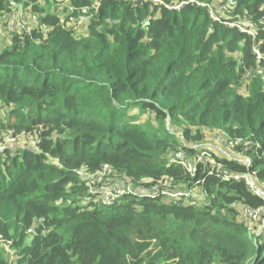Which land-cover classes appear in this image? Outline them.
<instances>
[{
  "label": "trees",
  "instance_id": "1",
  "mask_svg": "<svg viewBox=\"0 0 264 264\" xmlns=\"http://www.w3.org/2000/svg\"><path fill=\"white\" fill-rule=\"evenodd\" d=\"M36 1L0 0V25L12 2L48 25L0 48V129H42L38 150L0 149V264H264V234L237 218L263 198L210 165L192 175L169 161L205 149L204 129L217 130L242 139L246 156L205 149L222 171L255 172L264 185V31L253 39L196 3L213 0H63V19ZM216 3H227L216 9L224 20H264V0ZM106 164L104 183L133 191L111 205L78 173ZM194 189L201 203L189 200Z\"/></svg>",
  "mask_w": 264,
  "mask_h": 264
},
{
  "label": "built area",
  "instance_id": "2",
  "mask_svg": "<svg viewBox=\"0 0 264 264\" xmlns=\"http://www.w3.org/2000/svg\"><path fill=\"white\" fill-rule=\"evenodd\" d=\"M122 1H132V2L152 1L154 3H158V2L161 3V0H122ZM189 1L195 2L194 0H189ZM184 3L185 1H181L178 5L165 4V6L169 9H172V8L176 9L179 6L183 5ZM196 3L200 5H206L204 3H198V2ZM11 5L14 6V9L9 14V17L7 20V26L9 27L11 31H14L15 33H27V34H31L33 31H37V32L42 33L43 35L47 33L48 25L45 22H42L40 17H39V20H37V17L36 18L32 17L31 22H30L31 24H30L25 21L27 11H24L20 5H17L14 2H12ZM93 5L98 6L97 2H94ZM206 6L209 7L208 5ZM89 16L90 15L88 14V8L86 7L81 8L79 10L78 15L75 18V27H79L80 25H82L83 22H85L89 18ZM211 16L214 20L220 21L224 23L225 25L235 27L239 31L246 33L247 35H250L253 39L256 38L257 34L259 33V29L264 31V20L253 22L250 20H242L238 18L236 21H231V20H224L222 14H219V15L216 14V16L211 14ZM45 28L47 29L46 32H42L44 31ZM253 51L256 54V57L260 59L261 58L260 51L257 48H254ZM41 131L42 129H39L36 131L21 130L18 132H13V130L11 129H0V149L3 146H6L8 144H13L14 142L21 140V141H25L27 145L32 147L33 149L38 150V144L40 142ZM218 137L219 139H223V138L225 139L226 149L233 154L235 152L237 153L236 146L241 144L243 141L242 139H239V138L230 139L229 137H227L224 133L220 131H219ZM169 161L180 164L187 172L191 173L192 175L194 174V171H195L194 166L196 163L210 165L211 169L209 173L215 172L217 176H219L222 179H226V180L230 178H234L236 180H243L245 185L249 188V190L260 195L264 201V196H263L264 187H263V191H260V187L257 188L256 183H255L256 180L254 178L255 172L240 173V174L233 173V172L224 173L222 171L223 166L216 161V159L211 155V153L208 150L201 149L194 156L192 155L185 156L181 154L180 152L176 151V152H173L169 156ZM111 172L112 170L107 164L104 165L102 169L97 172H90V173L84 172L85 174H82V171H78L79 174L87 176L88 179H86V181H87V185L89 186L90 192L96 193L102 190V193H101L102 195H110L109 201H106V200L104 201V199H102L106 205H111L113 202L116 201V199H118L119 196L125 193L133 194V191L131 190L129 185L123 186L122 188H111L106 185L108 188L107 187L101 188L100 185H103L104 183L102 182H99V184L94 183V180H93L94 178L96 177L101 178L105 176V179H106L107 176L111 174ZM174 195H177V194H174ZM261 210H263L262 207L250 208L246 206L244 207L242 211V215L249 218L250 220L257 219L261 213ZM5 248L7 251H10V248H8V245H5Z\"/></svg>",
  "mask_w": 264,
  "mask_h": 264
},
{
  "label": "rangeland",
  "instance_id": "3",
  "mask_svg": "<svg viewBox=\"0 0 264 264\" xmlns=\"http://www.w3.org/2000/svg\"><path fill=\"white\" fill-rule=\"evenodd\" d=\"M217 0H213V1H210V3L208 2V5L209 7V13L216 16V9L219 11V13H224L226 11V8H227V3H221V4H217L216 3ZM12 4V3H11ZM35 4H37V6L39 8L43 7L44 9V12H50L52 14H55L57 16L60 17V19H63L65 18L64 16H66V14L69 12L68 8H67V4L65 1L63 0H48L47 3H45V0H37L35 2ZM21 6V5H20ZM31 6L32 4H30L29 7H23V10L24 11H27L26 12V18H25V21L30 23L31 22V19L32 17H37V20H39V17L41 18L40 16V12H38V10L36 11H32L31 10ZM42 19V18H41ZM242 20H245L243 18H240ZM71 22V21H70ZM31 24V23H30ZM79 28V27H77ZM46 28L44 29V31L42 32H46ZM15 32L14 31H11L9 29L8 26H3V25H0V48L7 45L8 42L10 41L11 39V36H13ZM250 73V72H249ZM249 73H247L245 75V78H247V76L249 75ZM242 93H246L245 90L241 89L240 90ZM134 112H136V110H133ZM146 118V114L143 115L141 117V119H145ZM169 127L171 128L172 131L175 132L176 134V138H177V141H178V145L181 146L183 142L182 140V137H181V127L178 126V125H172L171 123L169 124ZM204 134H205V137L202 141L199 142V144H201V147L202 148H205V149H209L214 155L216 156H219V157H236V158H239V159H244L246 156L244 154L241 153H231L230 151H228L226 149V144H225V139H219L218 135H219V131L217 130H210V129H207L205 128L204 129ZM19 142H23L21 140L17 141V142H14L13 144H17ZM25 142V141H24ZM197 144V145H199ZM193 163V162H192ZM81 173V172H80ZM82 174H85L84 171H82ZM83 176V175H82ZM85 179H88L86 175H84ZM94 180V183L95 184H99V182H102L104 183L105 181V176L99 178V177H96L93 179ZM106 182V181H105ZM255 182V181H254ZM256 183V186L257 188L260 187V185L257 183V181L255 182ZM100 187H104L106 188V183H104L103 185H100ZM123 186H121L120 188H122ZM263 186H261L260 188V191H263ZM108 188V187H107ZM181 194V193H180ZM179 193H177V195H180ZM100 195V198L101 199H104V201H109L110 199V195H102V194H99ZM171 196H175L174 194H171ZM263 196H264V191H263ZM109 197V198H107ZM190 201H198V203L202 202L203 201V193L198 190V189H194L193 191L190 192ZM108 204V203H107ZM238 208V206H237ZM106 210H110L111 207H105ZM244 207L242 208V211H243ZM237 218L240 220V221H243L244 224L247 225V227H249L250 229V232L256 236H259V235H262L264 234V209L261 210V213L260 215L258 216L257 219H249L247 217H245L244 215L240 214L239 216H237ZM2 247H4V245H1Z\"/></svg>",
  "mask_w": 264,
  "mask_h": 264
}]
</instances>
